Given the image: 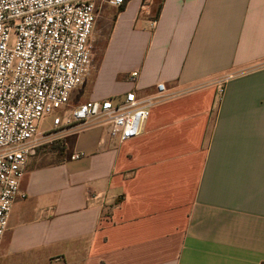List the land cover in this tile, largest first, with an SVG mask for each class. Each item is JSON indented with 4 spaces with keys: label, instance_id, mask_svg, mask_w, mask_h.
<instances>
[{
    "label": "crops",
    "instance_id": "1",
    "mask_svg": "<svg viewBox=\"0 0 264 264\" xmlns=\"http://www.w3.org/2000/svg\"><path fill=\"white\" fill-rule=\"evenodd\" d=\"M142 1L99 6L71 103L165 97L124 142L97 121L43 130L61 150L28 157L0 264H264V0ZM105 65L122 87L103 94Z\"/></svg>",
    "mask_w": 264,
    "mask_h": 264
},
{
    "label": "built area",
    "instance_id": "2",
    "mask_svg": "<svg viewBox=\"0 0 264 264\" xmlns=\"http://www.w3.org/2000/svg\"><path fill=\"white\" fill-rule=\"evenodd\" d=\"M127 1L0 0V246L13 204L25 198L20 181L48 117L56 128L97 121L124 142L141 134L152 108L165 97V84L159 83L154 95L130 90L71 103L73 91L93 67L99 6L121 7ZM153 1L143 0L142 10ZM138 76L134 71L128 80L135 82ZM223 92V87L217 89L219 98Z\"/></svg>",
    "mask_w": 264,
    "mask_h": 264
},
{
    "label": "rangeland",
    "instance_id": "3",
    "mask_svg": "<svg viewBox=\"0 0 264 264\" xmlns=\"http://www.w3.org/2000/svg\"><path fill=\"white\" fill-rule=\"evenodd\" d=\"M160 2L161 0H155V7H157ZM93 65H94V58H93ZM92 72L93 71L91 70V73L89 75L90 76L89 81L84 83L80 88L76 89V91L79 90L82 94L84 93L85 95H86L85 92L87 93L90 92L89 86L91 85V82L93 81V78H94V75ZM111 87L115 89H120L122 86L114 81L109 65H105L103 67L102 74H100V82H99L98 88L100 89V93L104 94V93H108V89H110ZM106 95H107V98L111 97V96H108L109 94H106ZM52 120H53V117H48L44 121L42 129L44 130V129H47L49 126H51ZM42 129H41V132L39 133V140H38V145L40 144L39 148L43 149L44 151H50L51 149L61 150V145H62L61 136L54 138L53 136L47 135L48 133L53 132L54 130L44 133Z\"/></svg>",
    "mask_w": 264,
    "mask_h": 264
}]
</instances>
